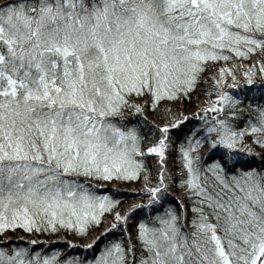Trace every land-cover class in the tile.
I'll return each instance as SVG.
<instances>
[{"label": "snow or ice", "instance_id": "snow-or-ice-1", "mask_svg": "<svg viewBox=\"0 0 264 264\" xmlns=\"http://www.w3.org/2000/svg\"><path fill=\"white\" fill-rule=\"evenodd\" d=\"M257 76L264 0H0V264H264Z\"/></svg>", "mask_w": 264, "mask_h": 264}, {"label": "trees", "instance_id": "trees-1", "mask_svg": "<svg viewBox=\"0 0 264 264\" xmlns=\"http://www.w3.org/2000/svg\"><path fill=\"white\" fill-rule=\"evenodd\" d=\"M243 63L247 65L250 63V60H243ZM254 79L257 81L256 87L254 85L248 86L252 90L248 92V98L244 100L245 107L247 108L249 112H253V109L249 107V100L251 101V103H254V104H259L262 101H264V94L261 93L260 88H259V85L261 83H264V81H261V78L259 76L254 77ZM243 87L245 86H242V88ZM193 95L196 98H199L200 96H204L203 93H199V92L194 93ZM194 104L197 105L196 99L186 102L184 107L185 109H191L195 106ZM193 119L198 120L199 118L195 117ZM184 127H187V125H184ZM173 157H174V154H173ZM151 160H152V157L149 156V163H151ZM259 161H260V158L256 157L255 162L258 163ZM168 163L170 166H172L174 163V159L170 158ZM154 174L155 173H153V175ZM140 187L141 185L139 183H129V184H120L118 188L114 189L112 188L111 184H108L107 187L104 188L103 190L111 191L115 193L120 198L122 204H127L134 200L139 201V200L144 199L143 195L135 191L136 189H139ZM172 191L176 195H180V189L178 186H174ZM139 216L140 214L137 213V217ZM133 219L135 220L136 218L134 217ZM129 227L130 228L133 227V223L131 221L129 222ZM95 230L100 231L101 229H95ZM8 236L12 238V243L15 244L16 246H27L32 251L42 250L45 253H51L53 249H57V250H62V254L67 253L69 255H80V256L93 257V253L98 252L99 250L97 246H94L92 249H84L82 246L75 247L74 249L70 248L68 244L65 242V240L63 239V236H67L69 240L73 238L80 240L81 245L84 243L83 238H81L79 235L73 237L71 233H57L54 235H51L49 233H43V234L36 233L35 235H32V234H27L20 230H17L16 232H9ZM17 237H27V238L18 240ZM114 237L119 238V229L113 230L111 235L108 236L107 238L111 240ZM0 239H3V237L0 236ZM32 239L38 240L39 243L33 246L30 243ZM103 243L104 241L101 240L100 244L102 245ZM3 246H10V245L5 244Z\"/></svg>", "mask_w": 264, "mask_h": 264}, {"label": "rangeland", "instance_id": "rangeland-1", "mask_svg": "<svg viewBox=\"0 0 264 264\" xmlns=\"http://www.w3.org/2000/svg\"><path fill=\"white\" fill-rule=\"evenodd\" d=\"M242 78V77H241ZM230 79V78H229ZM243 86V85H242ZM255 87H256V85H254ZM200 101H202V102H206L207 101V99H208V97L207 96H200L199 98H198ZM195 105V104H194Z\"/></svg>", "mask_w": 264, "mask_h": 264}]
</instances>
